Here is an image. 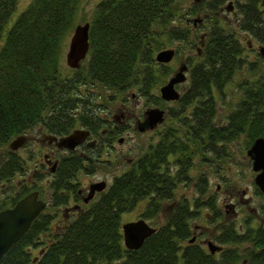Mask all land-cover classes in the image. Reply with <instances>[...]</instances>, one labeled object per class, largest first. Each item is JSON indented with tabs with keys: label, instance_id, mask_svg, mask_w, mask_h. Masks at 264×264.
I'll return each instance as SVG.
<instances>
[{
	"label": "trees",
	"instance_id": "16d2710c",
	"mask_svg": "<svg viewBox=\"0 0 264 264\" xmlns=\"http://www.w3.org/2000/svg\"><path fill=\"white\" fill-rule=\"evenodd\" d=\"M17 1L0 0L1 181L23 171L22 159L7 148L14 136L38 125L66 133L76 124L87 123L83 108L94 104L91 99L97 94L90 89L94 85L112 92L135 87L144 96L154 89L155 94V86L168 73L167 68L153 66L155 53L174 41L180 44L176 46L180 51L184 47L181 45L192 48L197 37L196 33L190 35L184 24L186 16H193L196 9L183 10L182 0H98L85 21L88 49L84 58L78 68H63L66 39L77 24L81 0H29L14 15ZM224 1L212 0L207 10L214 11ZM259 1L238 4V17L232 26L208 14L200 55L189 63L182 106L191 104V115L199 125L206 126L208 152L218 158L226 155L223 145L240 135H244L247 147L256 137L264 138L263 74L237 82L239 100L221 129L212 125L215 93L222 94L224 85L244 66L247 72L259 68L258 61L244 59L234 30L240 28L264 48V14L255 9ZM83 86L86 93L80 89ZM218 144L222 146L215 149ZM156 176L153 143L124 174L113 178L88 211L46 243L40 242L42 220L34 219L8 247L0 264H264V227L222 230L219 242L225 247L212 255L193 244L178 251L184 226L177 219L174 225L171 222L150 234L137 249L125 248L119 213L147 196L141 217L153 218L159 209L157 202L172 190L160 184L163 177ZM20 191L23 189L15 191L11 203L22 194ZM11 193L6 191L3 197ZM242 244L246 246L239 250Z\"/></svg>",
	"mask_w": 264,
	"mask_h": 264
},
{
	"label": "flooded vegetation",
	"instance_id": "af4514ba",
	"mask_svg": "<svg viewBox=\"0 0 264 264\" xmlns=\"http://www.w3.org/2000/svg\"><path fill=\"white\" fill-rule=\"evenodd\" d=\"M248 1L249 0H242L241 2L237 0H225L224 5L220 4L214 11H209L207 7L211 4L212 0H192L188 8L191 9V7H194L196 9L193 15L195 17L190 18L186 16L184 24L189 27L190 35L195 33L197 35L196 39L192 41V48H187V51L193 49L194 54L187 53L182 56L176 66H172L169 65V63L175 59V56H181L182 50L180 51L175 47H166L173 50L171 59L167 62H157L154 60H152V62L153 66L167 68V75L161 83L155 86V94L153 89L152 93H147V95L144 96L142 92L133 87L136 93L129 92L128 94L129 101L133 102V108L124 102L125 98H122V100L118 102L121 106L118 114L121 118L120 122L118 121L117 115L113 116L110 114V108L106 105L110 102L109 99L111 98L107 96L105 97L106 99L102 97L104 102H106L105 104H101V106H95L94 104L92 106L87 105L83 108L84 117L89 121H87V123L76 124L66 133H61L56 130L49 131L47 128L38 125L36 127L37 129L34 131L32 128L25 131L23 134L17 135L24 136V141L19 147L12 150V152L18 156L17 150H19V148H24L23 145L25 146V144L33 142L29 150L30 152L27 153L29 156L35 154L37 158L30 168H28V164L26 165L23 161V171L19 173L14 172L12 177L24 172V179L22 177L17 179L15 184L8 185L7 190H5L6 184L0 180L2 191H7V194L8 191L12 192L9 196H6L7 198L3 197L5 192H0V210L12 207L20 198L27 194L35 193V199L43 204L42 208L32 219L33 221L39 217V219L42 220V232L40 233L42 238L40 242L46 243L50 236L53 237L62 232L72 221L83 215L84 212L88 211L93 204L100 199L101 194L107 191L114 177L124 174L134 161L141 156L142 153L138 155L137 158H128L125 164L122 165L123 167L127 166L123 172H121L122 170H119V168L115 172H110L109 170L102 169L98 165L101 162H108L110 165L112 161L110 158L105 160L100 159L101 153L108 156L111 155L110 151L112 150V155L114 156L112 159L124 155L122 149L114 150L112 148V142L115 141L118 145H122L126 142L119 133L122 127H129L128 124L121 125V123H125L124 120L129 119L131 120L132 127L137 133H150L151 137L154 138V142H150L149 144L154 143V168L156 175L163 177L160 183L163 187L172 189L169 191L168 196H163L162 199L157 202L159 209L157 208L158 211H156L153 216L154 225H151L149 222L146 223L153 227L155 232L166 224L170 225L171 222L172 225H174L175 221L180 219L184 226V237L178 242V251H181L186 245L193 244L212 255L219 254L224 248V244L219 242L222 230H239V228L236 229L233 227L232 222H225L226 220L224 219L226 217L237 216V211L233 204L229 201H223L221 205L222 210H218L212 199H206V197L203 199L200 197L188 199L184 196H177L174 191V189L179 187H187L186 184L191 180L188 171H190L192 166L200 169L197 181H193L192 183L199 186L200 190H202L206 183L204 171L206 170V166H209L207 165V154H210L209 161L211 162L220 159L214 152H208L206 141H204L206 126L199 125L197 122L198 119L191 115V104L186 107L182 106V98L184 97V92L188 84L189 63L192 57L196 59V56L200 55L201 47L206 36L205 30L197 32L196 29L206 27L204 20L208 17V14L213 13L217 18L219 17L227 20L229 14L235 15V8L238 4H245ZM261 1L262 0L257 2L255 9L261 14H264V6ZM225 7H228V10H226ZM247 47L251 50L253 48L249 42H247ZM259 47L260 46L256 44L255 48H253L256 49L257 54H261L258 52ZM261 56H264V53L261 54ZM179 67H184L182 70V79L172 85V88L177 93V97L171 100H165L160 97L159 87L166 83L167 80L177 72ZM98 97H100V95ZM135 107L137 108L134 109ZM138 108H140V111L137 113ZM152 108L161 110V120L155 121L148 126L143 125L142 121L145 117V112ZM75 123H77V121ZM212 125L221 129L222 122L213 118ZM75 129L86 131V134L77 143L73 144L72 147H65L58 144L61 138ZM148 142L149 140L147 144ZM221 146L222 145L218 144L215 146V149ZM128 148L130 149V147ZM216 167L217 164L215 168ZM100 169H102V174L104 175L103 179L93 181L90 177L94 176ZM109 175V180H105V176L108 177ZM97 185H101V187L97 189L95 187ZM158 185L159 183L156 182L155 186L157 187ZM217 187L218 185H216V188ZM255 188L263 199V203L259 205L257 209L248 207L246 198L242 196L238 198L240 202L246 204L245 207L251 210L252 213L249 218L243 219V224L245 226L241 229L242 231L245 228L252 229L264 227L263 193L260 192L257 187ZM19 189H23V191H20L22 194L15 197L16 199L14 201L11 200V203L9 200L14 197L12 195ZM242 194H244V190L241 191V195ZM228 196L233 197V195L229 193ZM5 198L6 200L2 203ZM208 200H211V205H208ZM146 201L147 196L141 198L131 209L123 210L119 213L120 232L123 223L143 219L141 214H139L132 219L122 221V215L132 211L137 204L141 205V213ZM207 208L212 211L211 214L206 212ZM160 213L164 218H161L159 222ZM202 216L213 224L211 230L208 225L195 221L197 219H202ZM220 217L225 220L223 223H218ZM151 219L152 218L148 220ZM254 220H256L257 223L252 225L251 222L253 223ZM209 244H214L218 246L219 249L210 252ZM30 249H36L35 251H37L38 248L31 247ZM41 250L42 248L38 251L41 252Z\"/></svg>",
	"mask_w": 264,
	"mask_h": 264
},
{
	"label": "rangeland",
	"instance_id": "374dc122",
	"mask_svg": "<svg viewBox=\"0 0 264 264\" xmlns=\"http://www.w3.org/2000/svg\"><path fill=\"white\" fill-rule=\"evenodd\" d=\"M28 1L29 0H18L16 9L14 11V15L17 11H19L22 7H24L28 3ZM97 1L98 0H81L80 1L79 7H78V16L76 20L77 24H81L89 20L91 13H92V9ZM191 1L192 0H182L183 10H185L190 5ZM237 1L241 2L242 0H237ZM222 4L224 5L225 1ZM236 13L237 11L235 10V15L229 14L227 20L221 19L219 17H218V20L220 23L226 22V24H228L227 26H232L231 23L238 17L236 16ZM189 17L191 18L195 16H189ZM204 22L206 24V27L196 29L197 32H201L202 30H205V31L207 30V26L209 23L207 20H205ZM234 30H235L236 37L238 38V40L241 41L242 51H243L242 55L244 56V59L245 60L247 59L249 61H252V60L258 61L259 68H256L252 72H247L246 66H244L242 69L237 70L234 73V75L231 77V79L224 85L222 94L217 93V92L215 93L216 112L213 118H215V120H219V122L220 121L223 122V120L226 118L227 114L229 113L230 109L237 103V101L240 98V92L236 86L237 82H241L243 78L253 79L254 77H257L261 74L264 75V56H262L261 58L259 54H257L256 49H253L255 48V45H256L255 41H253L250 38V35L248 33L241 30L240 28L237 29L235 27ZM66 40L68 41V39ZM67 41L65 43L66 45L64 48V53L66 50ZM247 42L251 43V45L253 46L252 50L247 47L246 45ZM177 45H180V44H177V42L174 41L172 44H170V46H165L164 48L166 47L176 48ZM182 46L184 47L182 48L181 56H175V59L172 62H170L169 65L176 66V64L180 61L182 56L186 55L187 53L189 54L194 53L193 49L191 51H187L188 47L186 45H181V47ZM64 53H63L62 61H61V67L63 68L66 67V64L64 62ZM69 71L71 72V70L67 69V72ZM80 89L81 90L84 89L85 93L87 92L86 86H83ZM90 89L93 91V93L97 94V97L92 96V99H91L95 105L101 106V104L106 103L104 102V99L102 97L105 98L108 96L111 98L109 100L110 102L106 106L110 108L111 115L113 116L117 115L119 122L121 118L118 116V114H119V108L121 106L118 102L122 100V98H125L124 102L128 106L133 108V102L129 101L128 99L129 92L136 93V90H134L133 87L129 88L126 91H122V92H112L108 89L103 90L98 84V85L92 86V88ZM99 95L100 97H98ZM137 107H135L134 109H136ZM139 111H140V108L137 109V113ZM124 122L125 123H121V125L128 124L129 127H125V126L122 127L119 135L122 136L126 142L123 143L122 145H118L115 141L112 142V148L114 150L122 149L124 155L118 156L117 158L112 159L114 156L112 155V150H111L110 151L111 155L106 156V154L101 153V156H100V159L102 160L109 159V158L112 160L110 165L108 164V162H101L98 164L102 169L109 170L110 172H115L118 168L119 170H122L121 172H123L127 166L123 167L122 165L125 164V161L128 158H131V159L137 158L138 155L143 153V151L145 150V148L150 142H154V138L151 137L150 133H142V134L137 133L135 129L132 127L131 120L126 119L124 120ZM36 127L37 126H34L32 130L33 131L36 130L37 129ZM149 138H152V139H149ZM244 139H245L244 135H240L237 138L233 139L231 142H228L225 145H223L226 155L224 158H220L217 161H213V162L209 161L210 154H207V159H208L207 165L209 166H206V170L204 171L206 183L202 190H200L199 186L192 183L193 181H197V176L200 173V169L195 166H192L190 171H188V174L190 175L191 180L186 184L187 187H179V188L174 189L175 194L177 196H184L188 199H192L196 197H200L201 199L205 197L206 199H212L213 203L215 204L216 209L218 210H222L221 205L223 204V201L231 202L237 211V216L226 217L224 218L226 221L222 217H220L218 219V223H223V221L225 222L230 221L233 223V227H235L236 229L239 228V230L243 229L245 226L243 224V219L247 217L249 218V216L252 214L251 210H248L245 207V205L247 204L248 207L257 209L259 205L263 203V199L257 193L256 188H255L256 186L253 183L254 172L251 170L250 160L245 154V149L248 147L245 146ZM148 140L149 142L147 144ZM32 145H33V142H30V144L27 143L25 144V146L23 145L24 148L21 147L19 148V150H17L18 156L22 158V162L24 161L26 165L28 164L29 166L28 168H30V166L34 163V160L37 158L35 154H33V156H29V154L27 153V152H30L29 150L31 149ZM128 147H130V149ZM3 153L4 151H3V148L1 147L0 148V160L3 159ZM216 164H217V167L215 168ZM102 169H100V171L96 172V174L90 178L93 179V181L102 180L104 176L102 174ZM11 177L9 178V180L8 179L2 180V182L6 184L5 188L6 186L10 184H15L16 180L21 177L24 179L25 175L23 172L22 174H17L16 176L12 178ZM109 177L110 175L108 177L105 176V180L106 179L109 180ZM216 185H218L217 188H216ZM242 190H244V194L241 195ZM0 192L3 193L5 192V190L2 191V187H1ZM228 193L233 195V197L228 196ZM239 196L246 198L248 202L246 204L243 202H240L238 199ZM140 206L141 205L137 204L136 207L132 211L126 212L125 215L123 214L121 217V220L122 221L129 220L141 214ZM206 212L210 214L212 213V211L209 208H207ZM202 217H203L202 219H197L195 221L198 223H203V224L208 225L209 229L211 230V228L213 227V224L210 223V221L207 218H204V216ZM161 218L163 219L164 217L160 213L159 222L161 221ZM143 219L145 222H149L151 225L152 224L154 225V217L151 220H148L146 218H143ZM256 223H257L256 220H254L253 223L251 222L252 225H255ZM245 246H246L245 244H242L239 250H241V248H244Z\"/></svg>",
	"mask_w": 264,
	"mask_h": 264
},
{
	"label": "water",
	"instance_id": "95a60500",
	"mask_svg": "<svg viewBox=\"0 0 264 264\" xmlns=\"http://www.w3.org/2000/svg\"><path fill=\"white\" fill-rule=\"evenodd\" d=\"M264 5V0L261 1ZM230 4V3H228ZM228 10V7H225ZM264 11V8H263ZM88 49V22L76 24L67 41L64 53V62L69 68H78ZM258 52L263 54L264 48L259 47ZM173 50L165 48L158 50L154 55L157 62H167L171 59ZM179 67L177 72L170 77L166 83L159 87L160 97L171 100L177 97V93L172 88L173 83L182 79V70ZM162 112L160 109L152 108L145 112L143 125H150L155 121H160ZM86 131L75 129L68 135L61 138L59 145L72 147L84 135ZM24 141V136H16L11 139L7 148L14 150ZM250 160L251 170L255 173L253 183L263 193L264 198V138L256 137L245 151ZM97 189L101 185L95 186ZM43 204L35 199V193H30L20 198L12 207L0 210V258L19 237L27 230L32 219L36 216ZM154 232V228L149 226L143 219L128 221L121 225L122 242L127 249H137L143 240ZM210 252L218 250V246L209 244Z\"/></svg>",
	"mask_w": 264,
	"mask_h": 264
}]
</instances>
